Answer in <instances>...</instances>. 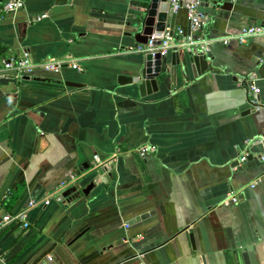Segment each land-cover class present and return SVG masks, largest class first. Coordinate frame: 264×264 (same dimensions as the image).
<instances>
[{
    "label": "crops",
    "instance_id": "1",
    "mask_svg": "<svg viewBox=\"0 0 264 264\" xmlns=\"http://www.w3.org/2000/svg\"><path fill=\"white\" fill-rule=\"evenodd\" d=\"M137 1L24 0L9 13L0 3V69L24 52L81 68L0 76V219L51 198L29 209V228L0 229V264H264V38L211 42L205 73L169 54L158 93L142 100L118 81L143 57L118 24ZM203 7L206 38L264 23V0ZM174 20L190 30L185 10ZM61 77L81 86L46 81ZM144 145L154 150L141 156ZM96 154L112 160L109 175L93 170ZM70 175L88 192L59 200Z\"/></svg>",
    "mask_w": 264,
    "mask_h": 264
},
{
    "label": "built area",
    "instance_id": "2",
    "mask_svg": "<svg viewBox=\"0 0 264 264\" xmlns=\"http://www.w3.org/2000/svg\"><path fill=\"white\" fill-rule=\"evenodd\" d=\"M169 4V13L175 14L179 10L183 9L186 12L190 30L187 31L183 27L172 29L169 26H166L163 32V36L160 39L151 35L145 44H136L130 46L127 49L128 53L135 54H160L164 57L170 52H183L188 54H205L210 49V43L214 42L222 46H227L231 42H237L238 44H246L253 38H264V23H252L245 26L237 33L229 34L222 37L215 38H206L200 35V31L208 23L209 16L204 10L203 3L204 0H167ZM25 6L24 0H4L2 6L3 13L15 12L20 9H23ZM0 16V20H1ZM47 13H40L36 15L35 19L37 21L47 18ZM159 40L160 44H156V41ZM64 67H70L76 70H80V66L77 61L70 59H55L50 58L45 61L35 63L29 58V53L24 52L21 58H11L10 60L3 61V67L0 69V76L4 78H9V74H15L16 79H22L25 76H32L36 69H42L46 72H51L54 74H59ZM252 79V84L248 86V93L251 96L250 102L255 107L258 108L260 105L258 94L259 89L254 84ZM154 148L148 145L141 146L138 149V153L141 156L146 155L148 152L153 151ZM260 161L263 163L264 167V155L259 157ZM246 156L240 157V162H245ZM93 170L103 171L105 174L111 171L112 160L102 159L99 155L93 156ZM76 182V176L70 175L67 179L61 181L57 188L56 193H61L66 189L72 187ZM256 181L251 184L254 186ZM62 194V193H61ZM54 194H52L53 196ZM51 201V198L44 199H32L29 201L28 208L23 211L16 213H9L2 216L0 219V229L9 225L17 224L22 229H27L30 226L28 221V211L30 208L38 205H48ZM229 203H237L238 197L234 194L229 195ZM227 201V202H228ZM142 236H139V239H142ZM137 258V257H135ZM2 261L1 251H0V262Z\"/></svg>",
    "mask_w": 264,
    "mask_h": 264
},
{
    "label": "water",
    "instance_id": "3",
    "mask_svg": "<svg viewBox=\"0 0 264 264\" xmlns=\"http://www.w3.org/2000/svg\"><path fill=\"white\" fill-rule=\"evenodd\" d=\"M2 2H4V0H0V3ZM216 3L217 0H209L208 3L204 2L203 5L213 6L216 5ZM174 19L175 14L169 13V4L167 0H138L136 10L131 14L129 19L118 21V24L122 26V29L120 30L122 36L129 37L134 44H145L151 35H154L157 39L162 38L166 26L173 29L175 27ZM156 44H160V41L157 40ZM169 54L172 58L171 64L175 63L174 59L179 60V58L182 57L183 64H193L199 73H205L206 70L211 67V64L209 63V60L212 58L211 48L205 54L200 55H192L183 52H170ZM169 54L164 57L160 56L158 53L154 55H143L142 60L138 65L136 75L134 77H128L127 79L123 77L124 79L118 80L119 83L121 85L133 86L132 93L142 100L152 97L154 94L158 93L160 89V79L168 73L165 64H167V56ZM30 77L31 76H25L23 78L27 79ZM46 81L55 82L60 85L64 84V86L69 87L81 86V84L78 83L64 81L62 77L57 79H46ZM250 158L251 156L247 157V159ZM237 164H239V162H237L236 165ZM107 175H109V173H107ZM81 192L86 194L88 188L79 190L77 185L72 186L63 191L58 199L70 202L73 198L79 196ZM147 217V213L141 214L137 216L133 222L144 220ZM245 264H248L246 256Z\"/></svg>",
    "mask_w": 264,
    "mask_h": 264
}]
</instances>
